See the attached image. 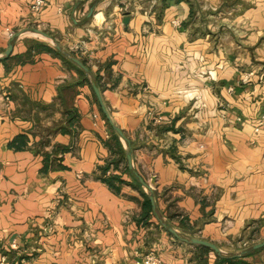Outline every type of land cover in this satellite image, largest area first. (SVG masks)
<instances>
[{
	"label": "crops",
	"instance_id": "crops-1",
	"mask_svg": "<svg viewBox=\"0 0 264 264\" xmlns=\"http://www.w3.org/2000/svg\"><path fill=\"white\" fill-rule=\"evenodd\" d=\"M28 2L0 0V264H264V0Z\"/></svg>",
	"mask_w": 264,
	"mask_h": 264
},
{
	"label": "trees",
	"instance_id": "trees-1",
	"mask_svg": "<svg viewBox=\"0 0 264 264\" xmlns=\"http://www.w3.org/2000/svg\"><path fill=\"white\" fill-rule=\"evenodd\" d=\"M32 47H34L36 49L39 48V49L49 51V52L52 51V49L49 48L48 46L43 45V44H39V43L33 45ZM30 49L32 50V48L30 47L28 49V51L24 54L26 59L29 57L28 55L30 53ZM66 61L70 64H74V63H72V61L68 57L66 58ZM86 80L87 79L84 78V81H86ZM93 80L95 81V85H98V83L96 81L97 79L93 78ZM112 132H113L112 143H107V146L109 147L111 154H113V157L106 160L105 163L102 166H100V171H101V175H102L100 177V179L110 189H112L113 191L116 192L118 190V185L116 186L115 183H118V184L123 183L124 180H122V178L120 177L119 174L110 173L108 175H105V171L109 167H112L113 169H120L121 173H123V172L129 173V172H131V170L127 169L125 153H124L123 149H121V146H120V143L118 140V134H116L114 131H112ZM21 137L18 136L17 139L15 140V141H17V144L13 145L14 148L19 147L18 143L21 140ZM141 210H142V214H141L142 217H146L152 211L150 201H149L147 195H145V194L143 195V201L141 203ZM248 247L245 250H243L242 256L243 255H249L251 252L255 251V250H251L250 246H248ZM217 258L221 262L230 263L232 261V259H231L232 257L223 256L222 254L218 255Z\"/></svg>",
	"mask_w": 264,
	"mask_h": 264
},
{
	"label": "built area",
	"instance_id": "built-area-1",
	"mask_svg": "<svg viewBox=\"0 0 264 264\" xmlns=\"http://www.w3.org/2000/svg\"><path fill=\"white\" fill-rule=\"evenodd\" d=\"M45 5V0H29L28 7L29 10L32 13L39 12L43 6ZM173 23H176L173 21ZM8 35L10 37L13 36L12 32H9ZM160 119V118H158ZM262 127H264V110L256 120L253 130L255 132H258ZM4 258L2 257V260ZM133 264H167L166 262L162 261L158 254H156L153 250L148 251L147 253H144L143 255H139L135 260Z\"/></svg>",
	"mask_w": 264,
	"mask_h": 264
},
{
	"label": "water",
	"instance_id": "water-1",
	"mask_svg": "<svg viewBox=\"0 0 264 264\" xmlns=\"http://www.w3.org/2000/svg\"><path fill=\"white\" fill-rule=\"evenodd\" d=\"M10 48H11V45L8 46V50L6 51V54L9 53L10 51ZM72 60L80 67L82 68L85 72H87V68L77 59V58H72ZM94 92H95V95L97 97V100H98V103H99V106L105 116V118L110 122V118H109V115L107 113V110L105 108V106L103 105L102 103V100H101V96H100V93L98 91V89L96 87H94ZM112 128L122 137L124 138L122 132L115 126V125H112ZM126 158H127V165H128V168H131V157H130V153L128 152L126 154ZM140 182H142L146 187L147 185L142 181L141 178H139ZM150 201L152 203V198L150 197ZM191 242L194 243V244H199V245H202V246H205V247H208L214 251H218V248L213 244V243H210L208 241H205V240H201V239H196V238H193L191 239ZM264 246V240L259 242V243H256L252 246L253 249H258L260 247Z\"/></svg>",
	"mask_w": 264,
	"mask_h": 264
}]
</instances>
